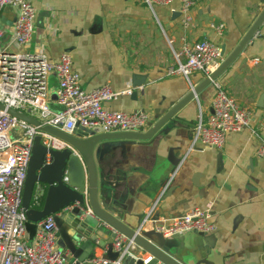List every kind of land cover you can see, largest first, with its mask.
Wrapping results in <instances>:
<instances>
[{
	"label": "crops",
	"instance_id": "0c3cea01",
	"mask_svg": "<svg viewBox=\"0 0 264 264\" xmlns=\"http://www.w3.org/2000/svg\"><path fill=\"white\" fill-rule=\"evenodd\" d=\"M31 2L37 12L31 42L23 48L13 43L11 32L17 11L5 7L0 11V51L40 53L51 62L69 54L85 91L102 86L114 91L131 90L103 103L105 109L144 111L152 126L174 103L199 89L193 100L151 139L127 141L96 161L99 205L112 209L113 217L132 231L155 203L157 215L166 219L184 216L194 208L209 209L214 233L181 236L187 238L182 250L188 258L207 264H263L264 158L256 152L264 137V25L216 78L241 107L252 113L250 127L230 133L219 150L199 143L192 147L199 114L205 117L211 113L212 85L202 86L206 78L200 73L188 79L167 77L165 73L174 65L173 53L183 42L203 38L215 42L220 50L224 47L221 65L264 3L197 0L192 22L184 28L178 0L152 8L143 0ZM211 23L224 25L220 35L209 28ZM134 76L146 77V85L135 89V100L131 98ZM48 87L50 105L56 106L54 76L48 78ZM95 255L102 252L97 249ZM138 256L143 261L149 255L140 252Z\"/></svg>",
	"mask_w": 264,
	"mask_h": 264
},
{
	"label": "built area",
	"instance_id": "2783aa9c",
	"mask_svg": "<svg viewBox=\"0 0 264 264\" xmlns=\"http://www.w3.org/2000/svg\"><path fill=\"white\" fill-rule=\"evenodd\" d=\"M173 1L143 0L149 8L169 6ZM178 1L181 24L187 28L192 22L197 0ZM5 7L17 11L11 36L13 43L23 48L32 40L36 9L31 0H0V11ZM209 28L220 35L224 25L211 23ZM2 36L3 31L0 30V40ZM173 57L175 63L167 69V77L182 76L188 79L192 74L200 73L207 79L222 61L219 46L205 38L183 42ZM254 62L258 63L259 60L254 59ZM50 76H54L57 81L54 94L57 105L61 107L58 112L51 111L47 106ZM210 84L214 89L211 113L205 117L199 114L192 147L199 143L203 147L219 150L225 145L230 133L250 127L252 113L241 107L217 79L211 80ZM130 92L114 91L109 86L85 91L80 76L72 68L69 54H63L56 62H51L40 53L0 51V104L34 118L40 124L34 127L0 111V264H74L73 261L68 262L66 257H71L67 251L56 248V227L52 216L36 225L34 238L29 240L21 202L33 139L39 136L47 150H72L66 142L42 132L40 128L49 126L71 134L79 125L83 128L99 127L104 133H145L151 125L144 111L124 113L103 107V103ZM14 129L20 130L21 134L10 139L9 133ZM252 133L256 134L254 131ZM256 154L264 158V137L260 138ZM43 161L49 165L52 162L51 155L47 153ZM42 196L43 192L37 186L33 193L35 205H39ZM156 206L155 203L149 207L135 230L136 235H141L143 231H155L164 239H172L187 233L209 235L216 229L209 209L194 208L184 216L166 219L157 215ZM82 211L84 216L94 218L87 204ZM100 225L111 233L112 250L117 253V258L114 261L103 259L105 251H101V256L94 254L87 264H126L127 258L135 261L140 259L138 255L143 251L132 239L108 224ZM151 260L152 256L149 255L143 264Z\"/></svg>",
	"mask_w": 264,
	"mask_h": 264
},
{
	"label": "water",
	"instance_id": "95a60500",
	"mask_svg": "<svg viewBox=\"0 0 264 264\" xmlns=\"http://www.w3.org/2000/svg\"><path fill=\"white\" fill-rule=\"evenodd\" d=\"M264 3V0H258ZM264 25V8L239 42L234 51L224 59L223 63L205 80L202 86L209 85L240 55L242 50L254 39ZM224 47L221 48V57H224ZM146 85V77L134 76L132 78L131 94L133 100L138 93L135 90ZM199 89L189 92L180 101H177L154 125L145 133H104L101 128H83L76 125L71 134H65L55 128L44 126L40 130L59 140L66 142L71 148L63 150H47L41 143V138L36 136L31 147V156L26 171V178L22 191L21 206L26 216V230L29 240H33L36 225L47 217L52 216L56 236L61 249L67 251L74 264H87L94 257L95 251H105L103 259L114 261L117 253L112 250L111 233L103 228L100 222L108 224L121 232L152 256L148 264H207L204 261H193L183 252L182 247L187 238L164 239L155 231H143L136 235L113 217V210L99 205L96 186V161L112 149L123 146L127 141H145L151 139L178 111L190 103ZM140 94L144 95V90ZM55 98L56 96L53 95ZM0 111H5L9 116L24 121L34 127H39L38 120L6 108L0 104ZM76 154H75V153ZM49 153L52 162L45 165L43 158ZM218 170L222 168L221 155H217ZM66 178V180H64ZM40 187L44 195L41 208L31 206L33 193ZM86 204L92 210L94 217L84 216L82 211ZM71 207V208H70ZM69 212L73 218H67ZM71 229L73 231L71 232ZM190 234V233H187ZM106 238H100V236ZM186 235V234H185ZM184 236V235H183ZM101 239V240H99ZM126 264H143L141 259L127 258Z\"/></svg>",
	"mask_w": 264,
	"mask_h": 264
},
{
	"label": "rangeland",
	"instance_id": "374dc122",
	"mask_svg": "<svg viewBox=\"0 0 264 264\" xmlns=\"http://www.w3.org/2000/svg\"><path fill=\"white\" fill-rule=\"evenodd\" d=\"M226 92H227V90H226ZM228 93V92H227ZM229 94V93H228ZM230 95V94H229ZM49 97H50V95L48 96V100H47V106H48V108L51 110V109H53V111L54 112H58V111H60L61 110V107L60 106H54V105H50L51 103H50V99H49ZM20 134H21V132H20V130H18V129H14V130H11L10 131V133H9V137H10V139H12L13 137H16V136H20ZM63 214H68L66 217L67 218H73L72 217V214H69V212H63ZM73 231V229H71V232ZM100 238H102V235L100 236ZM172 239H178V238H172ZM29 243H32V241H29ZM56 248H57V250H60V251H62V252H65L63 249H61V246H60V243H59V240L57 239L56 240ZM67 258V260H68V262H71L72 261V259H70V258H68V257H66Z\"/></svg>",
	"mask_w": 264,
	"mask_h": 264
},
{
	"label": "trees",
	"instance_id": "16d2710c",
	"mask_svg": "<svg viewBox=\"0 0 264 264\" xmlns=\"http://www.w3.org/2000/svg\"><path fill=\"white\" fill-rule=\"evenodd\" d=\"M43 201H44V195L39 199V205H35V204H34L35 201H34L33 198H32L31 206H32L33 208H41L42 205H43Z\"/></svg>",
	"mask_w": 264,
	"mask_h": 264
}]
</instances>
